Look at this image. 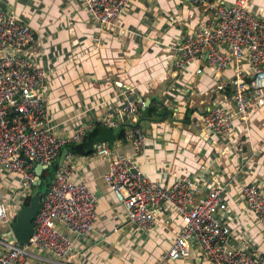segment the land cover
Returning <instances> with one entry per match:
<instances>
[{
	"label": "crops",
	"instance_id": "0c3cea01",
	"mask_svg": "<svg viewBox=\"0 0 264 264\" xmlns=\"http://www.w3.org/2000/svg\"><path fill=\"white\" fill-rule=\"evenodd\" d=\"M251 5L264 15V0H251ZM1 10L35 30L26 54L45 71L42 89L47 125L68 135L82 125L94 127L107 108L137 100L138 96L132 98L135 89L149 104L155 99L156 115L140 118L139 114L133 122V126L139 122L148 135L140 154H136L132 138L108 140L110 130L102 125L91 142L106 141L118 152L135 156L141 169L161 183L187 174L199 181L204 192L214 176L230 181L225 192L227 208L219 214L229 227V242L234 245L247 240L264 254V227L256 221L242 193L245 182L264 191V103L253 106L246 120H236L228 137L206 140L192 120L217 95L209 88L231 70L217 73L205 66L200 75L195 74L194 67L178 72L166 47L200 19L212 15L213 9L186 0H131L113 28L96 22L83 0H0ZM67 155L65 163L73 166V176L88 180L98 197L91 232L74 237L58 224L75 238L72 264H209L197 245H192L184 258H162L183 225L172 205L165 202L160 224L154 231L145 232L128 220L124 206L103 178L107 160L94 153L68 151ZM16 183L15 173L0 172V199L9 203V221H0L2 237L10 238L19 210L10 202ZM3 250L0 244V253ZM60 261L38 250L23 264H63Z\"/></svg>",
	"mask_w": 264,
	"mask_h": 264
},
{
	"label": "built area",
	"instance_id": "2783aa9c",
	"mask_svg": "<svg viewBox=\"0 0 264 264\" xmlns=\"http://www.w3.org/2000/svg\"><path fill=\"white\" fill-rule=\"evenodd\" d=\"M212 15L200 19L194 27L166 44L173 55V66L181 72L194 67L201 74L205 66L217 73L231 70L209 91L216 96L193 125L204 138L228 137L236 120H246L256 104L264 103V15L252 9L251 0H186ZM131 0H83L84 6L101 26L113 28L125 13ZM35 39L31 25L14 15L0 11V172L17 176L11 201L23 204L32 192L35 171L31 162L48 164L57 159L61 147L78 141L90 126L62 135L47 125L43 93L45 71L26 50ZM143 101L130 100L116 108H107L99 123L115 128L121 122L135 121ZM148 135L139 133L131 141L136 154L144 150ZM94 154L107 160L103 178L124 206L128 220L145 232L160 224V211L165 202L180 214L183 225L162 256L178 260L197 245L209 264H264V254L244 240L229 242V227L219 214L227 208L225 192L230 181L214 176L206 191L196 178L184 174L170 183H161L145 173L135 156L118 152L109 142L99 141ZM68 156V155H67ZM206 168L202 165V169ZM71 164L57 169L44 191L40 210L34 220V231L26 241L0 236L4 250L0 264H23L27 256L46 251L63 264H72L75 236L93 230L97 218L98 197L88 180L75 178ZM234 178V176H232ZM242 193L256 221L264 227V191L245 182ZM8 202L0 199V221H9ZM63 224L71 234L62 231Z\"/></svg>",
	"mask_w": 264,
	"mask_h": 264
},
{
	"label": "water",
	"instance_id": "95a60500",
	"mask_svg": "<svg viewBox=\"0 0 264 264\" xmlns=\"http://www.w3.org/2000/svg\"><path fill=\"white\" fill-rule=\"evenodd\" d=\"M133 91L134 94L132 95V98L138 96L137 100L144 102V105L142 106V109H144L149 104V100L147 101L146 98H144L136 89ZM158 114L161 115L162 117L165 115V113L162 112H158ZM129 124H133V123H129ZM138 124L139 122L135 123V126H137ZM67 154H68V148L64 147L62 149L59 158H57L54 161V164L53 162H50L48 164H43L39 161H32L30 158L26 157V160L28 162H31L32 168L35 171V181L33 183V188L29 202L22 204L16 214V219L12 224V228H11V235L9 238L10 240L18 239L20 241H26L32 235L34 231L33 223L36 218V215L40 210L43 194H44V191L41 189L42 181H43L41 178V172L44 168H47L51 165L54 166V168L56 169L61 167L64 164Z\"/></svg>",
	"mask_w": 264,
	"mask_h": 264
},
{
	"label": "trees",
	"instance_id": "16d2710c",
	"mask_svg": "<svg viewBox=\"0 0 264 264\" xmlns=\"http://www.w3.org/2000/svg\"><path fill=\"white\" fill-rule=\"evenodd\" d=\"M155 99H152L151 103L145 108L144 111H142V107L139 108V114L140 117L142 115H147V116H155L157 112V106L154 104ZM190 111V108L187 109L185 117H188V112ZM193 121V120H192ZM134 121H127V122H121L118 127L111 128V127H105L102 123H96L95 126L89 130L83 137L80 142L76 141H71L66 144H64L59 152V155L57 158H59L61 151L64 147L68 148L69 153H74V154H93L95 151V145L97 142H99V139H96L91 142L93 138H95V133L98 131V126L102 125L105 129L110 130L111 138H108L110 141H114L116 139H121L122 141H127L134 136H136L139 133H145V131L141 130V124L138 126H133ZM55 161V160H54ZM53 161V164H54ZM60 168V167H59ZM58 168V169H59ZM57 171L54 166H49L47 168H44L41 172V178H42V186L41 189L45 191L47 187L50 185L55 172ZM30 194H28L25 197L24 203H28L30 200ZM21 207V206H20ZM15 221V219H14ZM34 224V223H33ZM34 226V225H33Z\"/></svg>",
	"mask_w": 264,
	"mask_h": 264
},
{
	"label": "rangeland",
	"instance_id": "374dc122",
	"mask_svg": "<svg viewBox=\"0 0 264 264\" xmlns=\"http://www.w3.org/2000/svg\"><path fill=\"white\" fill-rule=\"evenodd\" d=\"M209 91V90H208ZM210 92V91H209ZM211 93V92H210ZM196 128H198V126H195ZM199 129V128H198Z\"/></svg>",
	"mask_w": 264,
	"mask_h": 264
}]
</instances>
